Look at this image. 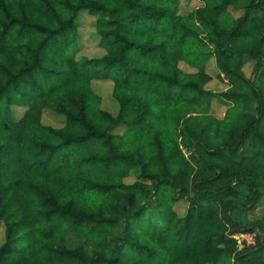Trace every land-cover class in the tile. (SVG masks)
<instances>
[{"label": "trees", "instance_id": "1", "mask_svg": "<svg viewBox=\"0 0 264 264\" xmlns=\"http://www.w3.org/2000/svg\"><path fill=\"white\" fill-rule=\"evenodd\" d=\"M180 8L0 0V264H264V208L237 217L264 202V0ZM81 11L100 56L78 55Z\"/></svg>", "mask_w": 264, "mask_h": 264}, {"label": "rangeland", "instance_id": "2", "mask_svg": "<svg viewBox=\"0 0 264 264\" xmlns=\"http://www.w3.org/2000/svg\"><path fill=\"white\" fill-rule=\"evenodd\" d=\"M200 4H201V0H181L180 9H181V12H188L198 7ZM78 20L80 23V26H79L80 49H79L78 55L83 54V55L92 56V57L102 55L104 53V50L98 45V37L93 32V25H94L93 17H91L85 11H81L78 16ZM181 67L185 71L193 70L192 68L186 66L183 63H181ZM207 71L212 76H215L217 74V71L214 68L212 60L207 64ZM245 71L247 74H249L250 63L247 64ZM92 87L102 98L101 99L102 108L107 109L111 113L115 114L118 109V104L112 96V83L109 81L94 80L92 81ZM207 87L210 89H213L214 91H218L224 88V83L214 78L207 84ZM13 111L15 114L18 113V115L20 113V110L16 108ZM223 112H224V107L217 101L216 98H213L211 102L210 113L213 114L214 116L220 117L222 116ZM63 120H64L63 116L55 114V113H51L49 111H45L42 117V121L44 123H47L49 125L56 126V127L60 126L63 123ZM263 208H264V202L261 201L256 207L248 211L247 210L237 211V217L244 224L249 225L250 223H256L255 219H258L262 215ZM176 210L179 213H182L185 210V204L182 203V204L176 205ZM254 227H257V226H254ZM246 235L249 236L251 241H253L254 243H251L249 245H243L242 243L241 245L239 240H236L238 249H242L244 246H253L257 243V240H256L257 231L248 232V234ZM3 240H4L3 225L2 223H0V244L3 242ZM77 242H78V239L76 237L71 236L68 238V243L70 245H74Z\"/></svg>", "mask_w": 264, "mask_h": 264}, {"label": "built area", "instance_id": "3", "mask_svg": "<svg viewBox=\"0 0 264 264\" xmlns=\"http://www.w3.org/2000/svg\"><path fill=\"white\" fill-rule=\"evenodd\" d=\"M246 234H248V232H238V233H235L233 236L236 238V240H239L241 245L242 243L243 245H249L251 243H254L253 241H251L249 236H247Z\"/></svg>", "mask_w": 264, "mask_h": 264}]
</instances>
